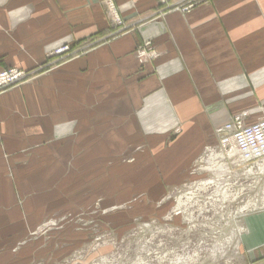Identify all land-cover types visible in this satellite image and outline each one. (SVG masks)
<instances>
[{
  "label": "crops",
  "instance_id": "1",
  "mask_svg": "<svg viewBox=\"0 0 264 264\" xmlns=\"http://www.w3.org/2000/svg\"><path fill=\"white\" fill-rule=\"evenodd\" d=\"M113 3L123 31L105 0H0V69L37 74L0 94V264L45 256L20 247L55 194L87 206L110 183L157 203L207 152L228 160L219 128L264 118V0ZM66 47L82 52L49 60ZM245 226L244 257L264 264V212Z\"/></svg>",
  "mask_w": 264,
  "mask_h": 264
},
{
  "label": "rangeland",
  "instance_id": "2",
  "mask_svg": "<svg viewBox=\"0 0 264 264\" xmlns=\"http://www.w3.org/2000/svg\"><path fill=\"white\" fill-rule=\"evenodd\" d=\"M167 4L163 6L166 8ZM119 19L122 25L114 24L123 31L125 23ZM81 52L82 49L74 52L70 48L60 55L55 52L49 60L57 59L60 65ZM58 65L44 67L42 73ZM0 70L24 74L20 82L0 89V94L37 75L17 69ZM212 153L220 155V152H207L204 160L194 168L195 176L183 186L171 189L157 203L138 197L124 199L119 194L117 198H109L111 191L118 190L114 184L110 189V183L99 192L103 194L108 190V196L92 198L87 206L73 199L64 204L55 194L48 202H42L55 209L28 232L20 248H30L34 244L50 246L42 253L45 256L33 264H178L180 260L185 264H252L250 248H247V258L244 257L243 237L248 234L246 219L264 212V162L238 165L237 155L222 163L220 157L219 165L224 171L228 168L222 176L210 165ZM217 179L231 185L224 190L226 197L222 192L216 196L218 188L209 184ZM69 206L72 208L67 211ZM72 209L77 211L73 213ZM148 210L152 213H146ZM158 210L162 212L158 214ZM239 227L241 234L237 232Z\"/></svg>",
  "mask_w": 264,
  "mask_h": 264
},
{
  "label": "built area",
  "instance_id": "3",
  "mask_svg": "<svg viewBox=\"0 0 264 264\" xmlns=\"http://www.w3.org/2000/svg\"><path fill=\"white\" fill-rule=\"evenodd\" d=\"M105 1L113 17V22L121 26L122 24L113 0ZM169 1L170 0H160L163 5L167 4ZM69 49V47L63 48L57 51L56 55L68 52ZM157 56V53L152 50L150 45L140 48L138 52V57L142 64L145 60H154ZM23 75V73L16 70H0V89L20 82ZM216 135L219 139L221 149L227 154L228 160L233 156V151L236 150L240 155L245 157L246 162H243V164L252 163L254 165H259L264 162V118L258 123L250 126L244 123V117L235 118L230 124L219 128L216 131ZM241 160L244 159L241 158Z\"/></svg>",
  "mask_w": 264,
  "mask_h": 264
},
{
  "label": "bare ground",
  "instance_id": "4",
  "mask_svg": "<svg viewBox=\"0 0 264 264\" xmlns=\"http://www.w3.org/2000/svg\"><path fill=\"white\" fill-rule=\"evenodd\" d=\"M232 155L233 156H235V155H237L236 157H239V161H237V164L239 165V164H243V162H246V160H245V157L244 156H242V155H240V153L238 152V151H236V150H234L233 151V153H232ZM223 158V156L222 155H216V154H214L213 153V156L211 155V157H209V158H211V160H210V165H211V167L214 169L213 171L214 172H216V173H221L222 174V176H224V173L226 174L227 172L226 171H228V168L226 169V167H225V171H224V168L222 167V166H220L219 164V162H218V159L219 158ZM241 158H243L244 160H241ZM222 163V162H221ZM244 165V164H243ZM219 177V176H218ZM217 178V177H216ZM218 179H220V178H218ZM217 179V180H218ZM224 179V178H223ZM221 180V179H220ZM236 181V180H235ZM227 182V181H226ZM207 184V183H206ZM209 184H213V185H216V187L218 188V190L216 191V196H219L220 194H221V192L224 194V196L223 197H226L225 195V193H224V190L226 189V187L227 186H231V185H228V184H226L225 183V181H212V182H210ZM227 190V189H226ZM241 192V191H240ZM215 194V193H214ZM180 205V204H179ZM256 207H257V205H256ZM180 209V208H179ZM179 209H177V210H179ZM228 216H230V215H228ZM227 217V216H226ZM225 217V218H226ZM234 217V216H233ZM221 218H222V216H221ZM221 218H220V220H221ZM227 219V218H226ZM188 220V219H187ZM233 220V219H232ZM190 221H191V219H190ZM223 221V220H222ZM222 221H221V223H222ZM231 221V220H230ZM220 223V224H221ZM218 225V224H217ZM219 227V226H218ZM213 228V227H212ZM237 228V227H236ZM240 228V227H239ZM238 228V230H237V232L239 233V234H241V231H242V229L240 228L239 229ZM235 229V228H234ZM227 230V229H226ZM244 231V230H243ZM212 232V231H211ZM214 232H216V231H214ZM213 232V233H214ZM218 232V231H217ZM216 232V233H217ZM221 232V231H220ZM233 232H235V231H233ZM213 233H212V236H213ZM221 233H223V232H221ZM220 233V234H221ZM215 234V233H214ZM225 234V233H224ZM234 234V233H233ZM210 235H211V233H210ZM218 234H216V236H217ZM219 236V235H218ZM231 236H233L232 234H231ZM238 236V235H237ZM234 237V236H233ZM233 237L230 239V240H232L233 239ZM214 238V237H213ZM216 238V237H215ZM226 238V237H225ZM214 240V239H213ZM222 240V239H221ZM225 240V239H224ZM228 240V239H227ZM229 240V241H230ZM215 241V240H214ZM237 241V240H236ZM217 242H219V241H217ZM216 242V243H217ZM221 242V241H220ZM226 243V242H225ZM218 244V243H217ZM222 244V243H221ZM224 244V243H223ZM222 244V245H223ZM229 245V244H228ZM231 245V244H230ZM224 246H227V244L226 245H224ZM223 246V247H224ZM177 263V262H176ZM178 264H185V262L183 261V260H180L179 262H178Z\"/></svg>",
  "mask_w": 264,
  "mask_h": 264
}]
</instances>
